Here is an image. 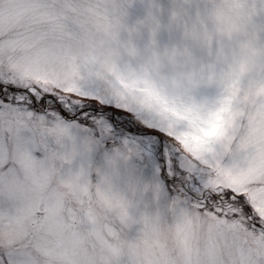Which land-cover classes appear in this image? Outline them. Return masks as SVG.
I'll return each mask as SVG.
<instances>
[{
  "label": "snow or ice",
  "instance_id": "obj_1",
  "mask_svg": "<svg viewBox=\"0 0 264 264\" xmlns=\"http://www.w3.org/2000/svg\"><path fill=\"white\" fill-rule=\"evenodd\" d=\"M128 0H0V264H111L64 207L41 126L79 117L149 125L170 149L189 218L174 264H264V95L231 42L205 72L220 93L200 105L170 97L149 73L118 63ZM264 72V66L260 68ZM102 89L86 87L88 80ZM43 149L41 158L36 153Z\"/></svg>",
  "mask_w": 264,
  "mask_h": 264
},
{
  "label": "clouds",
  "instance_id": "obj_2",
  "mask_svg": "<svg viewBox=\"0 0 264 264\" xmlns=\"http://www.w3.org/2000/svg\"><path fill=\"white\" fill-rule=\"evenodd\" d=\"M261 17H264V0H206L203 7L191 12L180 6L172 11L168 26L181 29L183 40L161 46L157 39L162 27L160 16L157 11L149 10L135 27L136 30L145 25L150 28V51L139 66L121 67L122 50L132 55L139 53L133 41L121 38L122 31L128 28L124 17L118 63L121 68L136 73H149L175 100L200 105L209 98H197L192 89L207 78L205 67L195 56L194 46L215 47L211 66L217 65L223 55L220 41L224 39L231 42L233 58L245 73L255 69L250 78L251 93L264 95V72L260 71L264 66V19ZM165 65L172 66L171 73L161 72ZM41 131L45 140L49 135L54 136L64 147V151L52 150L54 176L64 192V207L83 211L81 220L90 221L87 234L107 250L111 264H174L183 230L195 210L176 197L166 204L160 203L158 182L144 179L131 168H122V162L129 160L134 152L127 145L108 153L102 164L81 166L70 169L67 175L61 174L55 161L71 162L82 150L91 152L93 141L88 138L81 146L67 122H45ZM66 138L71 144L65 143ZM150 191L154 194L152 199L147 198Z\"/></svg>",
  "mask_w": 264,
  "mask_h": 264
},
{
  "label": "rangeland",
  "instance_id": "obj_3",
  "mask_svg": "<svg viewBox=\"0 0 264 264\" xmlns=\"http://www.w3.org/2000/svg\"><path fill=\"white\" fill-rule=\"evenodd\" d=\"M206 0H132L131 3H126L125 19L128 28H125L121 33L123 40L133 41L139 53L132 55L127 51L122 50L119 57L121 67L139 66L143 63L145 56L150 51L151 45V30L145 25L139 30H136L137 22L147 16L149 10L158 12L162 27L157 33V39L161 46L165 44L179 43L183 40V32L177 27H169V20L171 19L172 11L180 6L185 7L188 11H195L198 7H203ZM264 19V17H261ZM129 28L132 30L130 31ZM195 56L200 64H202L206 71L210 68L213 60L215 47L201 46L199 44L194 46ZM161 72L171 73L172 66L165 65ZM86 87L102 89L104 82L96 80H88L85 82ZM221 87L216 80L205 79L200 85L192 89V94L197 98H214L220 93ZM66 122L72 127L76 136L77 142L83 146V142L91 138L93 141V150L88 152L82 150L81 153L71 162L57 159L56 165L60 168L63 175H67L69 170H77L81 166L88 168L94 167L97 164H102L108 153L114 151L118 147L130 146L134 149L131 158L122 162V168H131L136 173L141 175L146 180L158 182L160 188V203L166 204L168 201L177 196L180 190L186 192L187 188L181 184L180 181L172 182L170 179L173 175H183L173 169L169 172V177L164 176V170L169 167L168 158L170 149L167 145L161 149L160 138L154 133L145 131L149 125L139 121L137 125L127 126H113L111 131L103 129L100 125L92 123L89 124L87 120L75 117L74 119L66 118ZM109 142H114L112 146H108ZM46 143L50 150L64 151L54 136L49 135ZM66 144H71V141L65 139ZM43 158L46 151L40 149L36 153ZM154 194L150 191L148 199H152Z\"/></svg>",
  "mask_w": 264,
  "mask_h": 264
},
{
  "label": "water",
  "instance_id": "obj_4",
  "mask_svg": "<svg viewBox=\"0 0 264 264\" xmlns=\"http://www.w3.org/2000/svg\"><path fill=\"white\" fill-rule=\"evenodd\" d=\"M109 145H113V142H110Z\"/></svg>",
  "mask_w": 264,
  "mask_h": 264
}]
</instances>
